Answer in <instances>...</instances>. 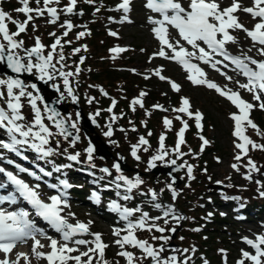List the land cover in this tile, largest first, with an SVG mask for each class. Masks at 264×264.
<instances>
[{"label": "rangeland", "instance_id": "374dc122", "mask_svg": "<svg viewBox=\"0 0 264 264\" xmlns=\"http://www.w3.org/2000/svg\"><path fill=\"white\" fill-rule=\"evenodd\" d=\"M5 1L6 3L10 2L9 4L14 7V10H10V12L6 11L3 6ZM0 2V11L5 12L17 22H24L26 19L24 14L16 11V9L22 7L20 0H0ZM83 2H85V0L82 2L77 0L76 7L80 6V3L82 7H84L85 5ZM121 2L122 0H94V3H88L86 7V10L90 11V15L81 21H74L69 19V13L63 11L68 4V0H60L59 4L51 5L58 9L57 19L54 23L50 22L51 18L46 12L42 16H36L35 13H32L33 19L28 23L26 31L14 37V39L17 41H21L22 38L28 40V37L31 36L30 45L34 47L35 41L38 38L37 34H40L42 35V37H39L41 41L43 37L45 39L49 37L50 41L52 38L54 41L60 38L61 45L71 46L73 53L75 49L79 48L80 51L75 53H82V55L79 56L80 58L86 59L82 57L83 53H86V57H89V65H91L88 71L99 73L100 78H94L93 76L87 75L85 72H81L80 76L83 78V80H81V85L80 80L74 81L76 80L75 75H73L75 76L74 80H72L70 76L69 87L72 89V96H80L78 91L84 92V97L81 95L83 97L82 108L84 109V115L90 120L96 116L100 117L94 119L99 124L97 123L98 125L93 127V129L94 133H96L101 140L98 142L106 144V151L109 154L106 158L111 157V155L114 156L113 154H115L114 163L117 161L120 162L122 159L126 164V161L133 163V156L131 155L132 146L138 144L140 137H144L148 141V144L139 146L137 150V155L143 158V162L132 164L134 165V168H132L134 172L131 171V173L127 175L125 173L121 174L116 172L112 168L113 163L110 161H100L96 159L93 154H91V159H89L87 152L89 144L84 139L82 127L77 122L74 109L71 106L74 101L72 96L68 95V92L65 90L63 78L59 76V71L66 72L67 69L64 70L59 64L55 66L57 70L54 71V75L57 80L58 78L61 79V93L67 96L66 99L63 97V102L64 105H68L71 115L66 117V119L70 126L72 123H76L77 127L72 128L71 131L78 133L81 138L79 143H73L64 139L62 135L57 134L49 138V144L46 147L52 148L55 153L63 152L67 156L78 154L77 161L74 162L80 163V165L87 168L100 170L101 166L107 167L111 171L110 175L112 179L110 183L115 186L120 184V192L122 191L121 189L126 188V185L123 184V181L116 180L118 175H123L128 179L135 180L137 178L135 172H142L138 177L143 182L135 189L137 191H144L147 195H151L150 190L154 191L157 193V199L153 201L147 196L138 204H134L132 207L129 206L128 209L130 210H135L136 208L141 210L140 212L133 211V215L131 216L133 220L131 219L129 221L135 222L138 220L142 212H147L149 217H162L163 212L169 207L173 209L175 215L185 217V219L177 222L173 220L170 215L164 218L168 220L167 224L164 223V219L155 221L157 225L165 228L163 235L169 237L167 243L162 240H153V236H161V233L155 232L154 230L151 232L137 230L135 232L138 239L147 240L154 247L159 248L163 245L164 251L161 253L162 258L175 255L179 261H184L187 257H190L187 264H193L198 255L206 256L207 251H209V261H211V256H213V260H215L213 264H237V261L242 259V251H247L249 254L255 255V250L251 248L245 240L247 239L255 242L257 236H264V215L255 219L250 218L253 222L245 221L241 218L233 219L232 217L235 215L232 212V214L228 213L230 210L228 211L225 209V204H223V202L227 199H235L237 201L253 200L255 202L264 201V196H261V193L264 192V151L250 149L247 156L242 157L239 161L235 159L238 149L235 148L237 139L232 135L234 131V121L231 119V115L237 113L238 110L230 101L220 96L214 89H209L206 85H193L191 81L187 79L188 74L184 71L183 67L174 60L165 59L157 55L161 49V45L154 36L152 29L155 25L150 23L149 17L153 19H161V17L144 6L146 0H132L130 11L127 13V20L123 22L121 21L125 14L122 10H117ZM179 2L183 7L187 8L190 0H179ZM231 2L232 0H217L221 9L230 6ZM239 3L242 8L252 6V0H239ZM29 6L36 8L37 4L29 0ZM39 7H43V0H41ZM76 7L74 11H79ZM97 9H99V11H97ZM86 10L84 11L85 13ZM59 14H64L66 16H64L62 20H58ZM76 15H78V13H76ZM235 15L239 18V22L247 29H252L257 22L243 11H238ZM6 23L8 24L10 34L16 31L14 24L10 21H6ZM67 23L73 25L71 30L66 28L65 25ZM167 28L170 43L176 45L177 42H179V45L184 47L187 51H196L179 37V33L175 28L170 25H168ZM65 31H68L67 36L63 35ZM81 32L86 34L80 39H77L78 34ZM109 32H115L117 35L111 36ZM229 32L235 37V43L229 42L225 45L230 52L240 55L242 58L250 57L258 61L264 60V57L260 56L257 51L260 46H254L253 42L247 37L244 31L229 30ZM0 42H3L2 38H0ZM117 47L124 48L126 51L119 54L113 53L111 50ZM165 52L168 56L172 54L170 49H165ZM43 54L47 55L44 52ZM216 60H220L221 63L216 64L215 68H213L211 64H204L195 58H192L190 62L197 65L205 73L204 78L208 81L215 83L222 90L227 91L230 89L231 91L238 92L242 99L256 105L257 102L253 100L252 94L238 86L240 83H247V79L244 78L238 70L227 65L223 60L213 56V62ZM53 64L55 65L54 60ZM157 69H162L161 75L166 77V80H160L159 77L153 75ZM110 70L114 72L118 71L113 73V78L115 76L119 78L116 77V80L113 81L104 80L105 73ZM145 76H148L149 79H145ZM228 77H231V79L229 80ZM0 79L6 78L0 76ZM168 80L178 84L180 91H172ZM90 89H92L93 92H90ZM15 91L18 92V90ZM0 92H5L6 94V88L0 87ZM25 92L31 93L33 97L37 96L30 90H25ZM141 92L147 93V95L142 98L144 103L143 108L139 105L133 106L131 103L134 99L139 98ZM149 93L155 94L157 98L155 100L148 99L147 96ZM182 97L189 100L191 105L190 110L192 112L199 111L202 113L204 120L202 121L203 130L198 132L193 119H189L182 113H178L182 119L188 122L189 127L184 134L185 144L181 145V152L185 153V155L179 156L178 158L174 151L165 149L167 151L165 157L169 158H164V160L167 159V162H169L174 159L177 164L183 165V168H181L176 175V180L178 182L175 186L178 187L179 190H174L177 195L176 198L173 199V192H171L172 190L168 187V185H170L169 179L164 177L161 179L160 177L157 182L152 180V176L144 173L150 172L148 171V162L153 155L158 154L160 145L159 141L156 142V140L159 139L160 135L163 134L165 140L167 138L175 143L176 132L179 131L182 126L180 121L175 119L177 115H174L173 111L166 113L165 111L154 108V106L159 104L166 110L172 107L178 108ZM77 99L76 97L75 100ZM89 100H91V103H89ZM67 101L71 103H67ZM77 101L79 102V100ZM113 101L116 102L114 107ZM121 101L127 102V111L130 115L133 114L135 116L136 114L139 116V122L136 123L137 125L134 126V120H132L131 117L122 116L123 118H121L118 115L116 110ZM21 102L22 114L26 118L25 122L31 123L34 116L28 102V97H23ZM36 103L37 107L40 108L43 113L44 109L38 100ZM0 107L6 108L3 100H0ZM110 107H112L111 112L107 111ZM133 108H135L134 111ZM171 112L173 113L170 114ZM256 112L263 113L264 117V111L256 106L251 112V119L252 117L254 118ZM97 113L99 114L97 115ZM125 113L120 112L122 115ZM113 117H116V119L113 120ZM164 118L172 120L170 130L165 129L163 125ZM253 120H255L253 122L259 129L264 132V123L261 128L260 125H258L260 122L257 123V119L255 118ZM43 122L45 126L49 127L50 131L53 133L57 132L52 122L46 119V114ZM152 122L157 125V128H153V131L148 129V126ZM133 128L135 131H133ZM192 128H194V133L190 137L192 138L193 145L187 147L186 145L190 144L186 143V135L189 134ZM109 130H111L112 135L106 136L105 133ZM149 132H151V135H148ZM245 134L255 143L264 145V136L257 135L255 130L250 128L246 129ZM91 135L94 136V134ZM201 135L209 141V144L204 147L203 152L200 151L202 141L199 139V136ZM0 140H4L2 135L0 136ZM144 148H147L149 152L144 151ZM174 148L175 145L173 146V149ZM1 150L3 149L0 148V151ZM189 150H191V152H189ZM24 153L32 157L39 155L32 150L29 153L24 151ZM249 158L256 164L259 171L252 172L247 166ZM164 160H157V162L155 161L154 163L156 164ZM234 164L237 166L235 169L232 167ZM188 165L193 166L192 175L194 178L191 180L188 179ZM246 175H250V179H245L244 177ZM75 176L76 178L72 181L71 187L75 186L81 189L84 184L82 183V179L85 177V174L78 175L76 173ZM27 180L29 181L30 179L28 178ZM66 182L68 183V181ZM217 185H220L218 187L219 189L212 187ZM84 186L85 188L87 187L86 190L89 195L88 193L85 194L93 196L91 199L96 201L98 193L94 185L84 184ZM153 186H155V188H152ZM109 189H113L112 186ZM63 190L65 189L62 188L61 192H63ZM39 192L44 198L49 197L51 194L46 193L48 190L44 186H41ZM104 194H106V192H104ZM160 195L164 196L166 199L164 202H159L161 200ZM109 197L105 207L108 208L110 203H115L121 210L124 209L121 207L120 201L116 197ZM187 198L189 199L188 201H186ZM63 199L66 200L68 206L63 209L61 215L67 219L68 223L74 225L80 222L88 225L89 228L90 234L74 237V239L82 238L92 241L94 236L91 234H100L103 243L108 245L103 257V260L107 261V264H127L126 260L117 254L122 250H130L129 252H132L135 257L140 258L134 261V264H152L150 258H143V254L139 249L127 245L124 249H121L115 243L118 237L113 235V230H120L121 237L126 235L127 233L123 231V229L126 228L129 221H127V223L122 222L124 225L120 226L115 221L114 214H112L110 218L103 219L98 215L96 209H91L89 202H77L66 196H64ZM157 203L162 205L161 209L154 207ZM221 204H223L224 207H222ZM235 214H238V212H235ZM251 214L253 215V213ZM229 216H231L230 220H232L231 222L233 225H227L229 223ZM218 222L225 223L220 225ZM172 228L176 229L175 232L170 231ZM195 229H199V231H195ZM172 233L175 234L173 240H171ZM46 237L56 239L59 243L63 242L59 233L53 231L51 234L41 236L42 239L40 238V240L46 241L41 243L44 247L39 248L38 251L47 253L51 250L48 247L50 242L47 241L48 238ZM36 239L38 238L36 237ZM207 240L212 241V245H210L212 248L210 250L208 246H202V243ZM171 242L174 246L168 247L167 244ZM32 243L33 241L28 243V245L26 244L27 246H21L16 254H26L28 257V264H47L45 260H38L32 254ZM69 246L78 247L80 251H86L88 247L93 245L77 246L69 242ZM200 247L201 252L199 253ZM261 247L264 248V245ZM184 249H188V251L184 252ZM78 254V252L72 253V255ZM90 255L92 254L90 253ZM203 257L195 264H204L205 260H208V257ZM10 258L12 261H15L17 255L14 254V256ZM0 259L3 258L0 257ZM19 264H25L23 258L19 260ZM93 264H100V258L98 256L93 257ZM245 264H251V262L245 261Z\"/></svg>", "mask_w": 264, "mask_h": 264}, {"label": "snow or ice", "instance_id": "6c2138e0", "mask_svg": "<svg viewBox=\"0 0 264 264\" xmlns=\"http://www.w3.org/2000/svg\"><path fill=\"white\" fill-rule=\"evenodd\" d=\"M37 7L32 8L29 6V0H20L22 7L16 9L17 12L23 13L26 19L23 23L17 22L16 20L9 17L5 12L0 11V38L3 42H0V62H6L9 69L14 73H38V78L41 80H52L55 77L53 72L56 71L53 60L55 55L59 56L57 63L63 61L65 57L62 52L57 53V48L61 46L60 38H57L55 42L50 46L51 51H48L47 55H43L44 45L40 42L39 38L35 41V46L31 49H25L26 60L24 57L17 55V50L23 49V41H17L14 37L19 36L21 33L26 31L28 23L33 19L32 13L36 16H42L46 12L51 18L50 22L54 23L57 19L58 9L51 5L59 4L60 0H43V7H39L41 0H35ZM132 0H122L118 5L117 10H122L125 14L124 20H127V13L130 11V4ZM77 0H68L67 6L63 9L66 13H73L76 7ZM85 3L92 4L94 0H85ZM153 13L159 14L161 19H153L149 17L150 23L155 25L152 31L155 38L159 41L161 45L160 51L157 53L160 57L165 59L174 60L176 63L181 65L184 71L188 74L187 79L191 81L193 85H206L209 89H214L220 96L225 97L231 104L238 110L237 113L231 115V119L234 121V131L232 135L237 139L235 143V148L238 149V153L235 156L237 161L241 160L242 157L247 156L249 150H260L264 151V145L255 143L252 139L245 134L246 129H253L256 131L257 135L264 136L259 127L250 118L253 109L258 106L260 110L264 111V60L258 61L250 57H244L243 59L232 57L228 55L225 51V45L229 42L235 43V37L230 34L229 30H241L244 31L248 38L253 42V45H259L257 49L258 54L264 57V0H252L251 7H241L239 0H232L230 6L221 9L217 0H190L188 7L185 8L181 5L179 0H146L144 5ZM99 11V9H97ZM238 11H243L249 14L253 20L257 22L254 24L252 29L245 28L240 22L239 18L235 15ZM6 21H10L15 25L16 31L9 33L8 24ZM175 28L179 37L185 41L192 49L196 50L193 52L187 51L184 47L179 45H173L169 41L168 28L167 26ZM66 28L71 30L73 25L67 23ZM86 33L81 32L78 34L77 39L83 37ZM54 35V34H53ZM64 36L68 35V31H65ZM109 35L116 36L117 33L109 32ZM198 42H202L206 45L201 47ZM165 49L171 50V56L166 55ZM87 50V49H85ZM80 49L77 48L75 52H79ZM113 53L119 54L126 49L124 48H113L111 50ZM198 52V55H197ZM213 56H222L224 60L230 61L231 64L235 66L239 72L246 77L247 83L238 84L239 88L244 89L252 94L253 100L257 102L256 105L247 102L241 98L240 93L231 91L230 89L225 91L222 90L215 83L205 79V73L195 64L191 63L192 58L200 60L204 64H211L215 68L216 64H220V60L213 62ZM33 57H35V62H33ZM247 61V62H245ZM81 63H83V58H81ZM252 65L254 67H250ZM61 67H64L61 65ZM77 73H79V67H77ZM162 69H157L153 75L159 77L160 80H166L167 78L161 75ZM72 72L59 71V76L63 78V83L65 90L68 95L72 96V89L69 87V77L72 76ZM149 79L148 76L144 77ZM230 80L231 77H228ZM172 91L179 92L180 87L175 82L168 80ZM0 87L6 88L5 92H0V100L4 101L5 107H0V130H3L7 137L8 142L0 140V148L7 150L8 152L15 153L16 155H21V149L27 148L35 153L39 154L41 158L48 157L53 154V149L46 147L49 144V138L55 135H62L65 138L71 135L65 127L66 120L60 118V114L54 109L45 108L44 112L37 107L36 101L39 100V96L33 97L31 93H26L24 86L18 79H0ZM34 87V86H33ZM15 90H18L15 91ZM106 95V94H105ZM147 93L141 92L139 98L134 99L131 103L133 106L139 105L141 108L144 107L143 97ZM28 97V102L31 106L33 113V121L31 123L25 122V116L22 114V98ZM73 101L76 97L72 96ZM91 103V100H89ZM113 107L115 106V101L112 102ZM154 108L160 111H166L161 105L157 104ZM7 109V110H6ZM190 102L187 98L182 97L180 100V106L178 108H173L172 111L177 113H182L189 119H193L195 122V127L198 132L203 130L202 121L204 116L201 112H192ZM135 108H133V111ZM107 111L111 112L112 107L108 108ZM46 119L52 122V125L57 130L56 133L50 131L49 127L45 126L43 120ZM99 113H97L98 115ZM116 117H113L115 120ZM176 120H179L181 127L179 131L176 132V142L175 148L172 150L177 154V157L185 155L181 152V145L185 144L184 134L187 131L189 125L188 122L177 115ZM163 125L165 129L170 130L172 126V120L164 118ZM72 128H76V123L71 124ZM78 131V129H77ZM133 131L135 129L133 128ZM106 136H111L112 132L109 130L105 133ZM151 135V132L148 133ZM78 139V137H74ZM202 141L200 151L203 152L204 147L209 144V141L205 139L202 135L199 136ZM165 136L163 134L159 137V151L157 155H153L148 162V167H155V161L164 160L167 155L165 150ZM148 141L144 137L139 138L137 145L132 146L131 155L139 160L140 157L137 155V150L141 145H147ZM93 149L89 147L87 149L89 159H91V153ZM144 151H148L144 148ZM191 152V150H189ZM77 155H69L67 158L71 161H77ZM12 163V161H9ZM172 164L176 161L172 160ZM247 166L252 172L259 171L256 164L249 158L247 161ZM183 167V165H181ZM232 167L235 169L237 166L234 164ZM116 171L119 172V165H115ZM55 171H60L59 168L54 169ZM27 169L19 168V172H26ZM102 171L107 172V169H102ZM44 176H50L51 173L45 172L41 169ZM0 173H3L7 177V182L14 186L15 193L18 194L19 198L27 202L34 210L35 214L41 217L43 220L47 221L52 228L61 234L62 241L58 243L56 239L48 238L50 243L48 247L51 249L49 252L44 253L38 251L39 248H43L44 245L36 239L37 234L40 236H45V234L34 226V223L28 219L29 213L25 210L18 211H4L0 210V253L3 254V259H0V264H19L21 258L24 259L25 264H28V257L26 254L18 253L17 259L15 261L9 260V254L13 249L22 243H26L28 240H32L31 251L32 254L39 260L43 259L47 264H93V257L98 256L100 258V264H107V261L103 260L105 249L108 247L107 244L103 243L101 235L91 234L94 236L92 241H88L82 238H76L78 236H83L89 233L88 225L84 223L77 222L76 224L68 223L67 219L61 215V212L65 207H67L66 200L62 199L65 196L64 192H60L59 195H52L49 197V202H44L41 199V194L39 192V184L30 186L25 181L19 179L16 175L11 172H6L4 168H0ZM193 166H187L188 179H193ZM28 175L34 176L36 180H40V176H36L32 172H28ZM245 179H250V175H246ZM116 180L123 181L126 185L125 192H131L133 189L138 188L142 184V180L137 177L135 180L128 179L123 175H118ZM259 183V182H257ZM63 188L66 190L71 187L66 181H61ZM117 184V187H120ZM5 184L0 183V189H3ZM49 187H54L49 185ZM171 189V185H168ZM151 198L153 201L157 199V193L151 191ZM9 194L7 196H0V205L5 202L9 204H15L17 202V195ZM173 199L176 198L177 193L173 191ZM264 196V192L261 193ZM123 199L128 200L130 197L128 195L123 196ZM110 207L120 213V218L125 221H129V217L133 215V211L140 212L139 208L135 210H130L124 208L121 210L117 204H112ZM155 208L161 209L162 205L157 203L154 205ZM172 216L173 220L179 222L185 219L183 216H177L173 213L171 207L167 208L163 212L162 217H149L147 212H142L141 216L135 222L129 221L126 228V235L120 236V230H113V235L117 236L118 239L115 243L124 249L125 246H130L135 249H139L143 254L144 259H149L152 264H187V257L184 261H179L177 256L172 255L167 258H162L161 253L164 251L163 245L159 248L154 247L147 240L138 239L135 235L137 230L141 231H155L161 233V236H153V240H162L165 243L169 240L168 236H164L165 228L160 227L155 223L158 219H164L165 217ZM164 223L167 224L168 220L164 219ZM170 231L175 232V228L170 229ZM199 231V229H195ZM69 242L77 246H88L86 251H80L78 247L69 246ZM245 242L255 250V255L249 254L247 251H242V259L237 261V264H245V261H250L251 264H264V236H257L256 241L245 240ZM187 252L188 249H184ZM194 251V249H193ZM223 251V250H221ZM78 252V255H72V253ZM90 253L92 255H90ZM120 257H123L127 264H134V261L140 259L135 257L132 252L127 250H122L117 253ZM86 258V259H84ZM204 264H207L205 260Z\"/></svg>", "mask_w": 264, "mask_h": 264}, {"label": "trees", "instance_id": "16d2710c", "mask_svg": "<svg viewBox=\"0 0 264 264\" xmlns=\"http://www.w3.org/2000/svg\"><path fill=\"white\" fill-rule=\"evenodd\" d=\"M35 2V0H32ZM83 0H80V2H82ZM2 2V1H1ZM0 2V4H1ZM8 2V1H7ZM10 2L6 3V1L3 3V6H4V9L8 12H10V10H14V7L11 6L9 4ZM36 3V2H35ZM83 5L84 7H82L81 3H80V6H77L76 8L80 11H73V13L71 14H68V17L69 19H72L74 21H81L83 20L84 18H87L89 15H90V11H87L86 10V7L88 6V3H85L83 2ZM86 10V13L84 12ZM76 13H78V15H76ZM66 16L64 14H59V17H58V20H62L63 17ZM33 35V33H32ZM31 37V36H30ZM30 37H28V40H24V38L21 39V41H23V44L26 46V47H33L32 45H30ZM37 37H42V35L40 34H37ZM40 42L42 43V45H44V53H48V51H51V45L55 42L52 38V40L50 41V38L49 37H46V39L43 37L42 38V41L41 39H39ZM62 46V45H61ZM72 47L71 46H65L63 45L62 47H58L57 48V53H61L63 54V56L65 57V59L63 61H60L59 63H57L56 61L59 59V56L54 54L55 55V66H57V64L59 65H63L64 67V70H66V72H72L73 75L76 76V80L75 79V76H71L72 80H74L75 82L77 80H83V78L80 76V73H87V75L89 76H93L94 78H100L99 77V73H93V71H88V68H90L91 65H89V57H86L87 54L86 53H83V56L82 57H85L86 59H83V63H81V58L79 56L82 55V53L80 54H77V53H73L72 52ZM97 61V60H96ZM77 67H79V74L77 73ZM57 70V69H56ZM104 72V71H103ZM102 72V73H103ZM118 71H109V72H106L105 73V76H104V80H107V81H113V80H116L115 78L118 77V76H114L113 73H116ZM79 79H78V78ZM119 78V77H118ZM117 78V79H118ZM61 79L58 78V81L60 82ZM81 85H82V81H81ZM90 92L93 90L90 89L89 90ZM79 95L80 96H76L79 100V103L81 104L82 106V92L81 91H78ZM82 95V96H81ZM98 98V97H97ZM148 99H151V100H155L157 98V96H155V94H152V93H149V95L147 96ZM119 107L117 108L116 112H118V115L123 118L122 116L124 117H128L133 121V124L134 126L137 125L136 123L139 122V116H137L135 114V116L132 114L130 115L127 111V102L125 101H121L119 103ZM175 108V107H172L170 108L169 110H166L165 112L166 113H169L170 111H172V109ZM120 112H126L124 115L120 114ZM174 112V111H173ZM173 112H171L170 114H172ZM174 115H178L177 112H174L173 113ZM100 117L96 116V117H93V119H98ZM254 118L257 119V123H259L258 125H260V127L262 128V125L264 123V117H263V113L261 112H256V114L254 115ZM252 117V120L254 119ZM255 121V120H253ZM157 125L156 124H153L150 123V125L148 126V129L153 131L154 129L153 128H157L156 127ZM172 131V130H171ZM194 133V128H192L190 131H189V134L186 135V143L190 144V145H186L187 147H190L193 145L192 143V138L190 137L192 134ZM2 134V130H1V133ZM5 135V134H4ZM6 136V135H5ZM159 139L156 140V142H158ZM164 145H165V149L169 150V151H172L173 149V146L175 145V143L170 140V139H167L164 141ZM23 150L25 151H30V149H27V148H22ZM67 155H65V153H53L52 155L48 156V157H45V158H41L39 155L38 157H36V159L38 160H41L42 163L48 167L51 172H52V177L54 179H58L59 177H66L68 180H73L76 178V173L79 175V174H85V177L82 179V183L84 184H87V185H94V187L96 188V190L101 194V196L99 197V201L98 203L96 204V208L95 207H91L92 209H98V214L102 217H107L109 216V214L104 210L102 211L101 210V207H105V204L106 202L109 200V196H114L116 197L120 202H121V207L123 208H128L129 206L132 207L134 204H138L139 202H141L142 200H144V197H147L149 196L150 200H152L151 198V195H147L144 191H137L136 189H133L131 192H125V189H121L122 191L120 192L119 191V187L115 186V185H112L110 182H111V179L112 177L107 175L106 173H104L103 171L101 170H94V169H91V168H87L85 166H82L80 165V163H75L74 161L72 162L71 160L67 159ZM29 159L31 161H35L34 158H31L29 157ZM174 160V159H173ZM56 168H59L60 171H55L54 169ZM87 177V178H86ZM84 184L82 185L83 187L80 189V188H77L75 186H72V187H69L65 193L72 199V200H76V201H86L85 199V195L88 193L87 192V187L85 188ZM112 186L113 189H109L110 187ZM156 191V190H155ZM104 192H106V194H104ZM86 193V194H85ZM89 194V193H88ZM125 195H128L130 197V199L128 200H125L123 199V196ZM161 196V200L159 202H163V200H166L164 198V196L160 195ZM189 199L187 198L186 201H188ZM103 203V204H102ZM223 204H225V209H227L228 211L230 210V212H228L229 214L232 212L234 215H237L239 217H241L242 220H245V221H252L250 218H259L261 215H264V201H253V200H250V201H247V200H242V201H237L235 199H227L225 202H223ZM223 204H221L222 207ZM127 205V206H126ZM236 205V206H235ZM235 212H238V214H235ZM231 213V214H232ZM253 213V215L251 214ZM233 216V215H232ZM249 216V217H248ZM230 217L229 216V220H228V224L227 225H233V223L231 222L232 220H230ZM238 217V218H239ZM233 219H238L236 217H232ZM132 219L133 220V217H129V220ZM220 225L225 223V222H218ZM119 224V223H117ZM229 232V231H228ZM212 241H204L202 243V246H208L209 247V250L212 248ZM201 249V247L199 248V250ZM130 251V250H129ZM201 252V250L199 251V253ZM204 252V251H203ZM208 252L206 253V256L204 255H198L195 259V261L193 262V264H195L198 260H200L203 256L206 258L208 257ZM203 257V258H204ZM211 261H209V257H208V260H207V264H213L215 260H213V256H211Z\"/></svg>", "mask_w": 264, "mask_h": 264}, {"label": "water", "instance_id": "95a60500", "mask_svg": "<svg viewBox=\"0 0 264 264\" xmlns=\"http://www.w3.org/2000/svg\"><path fill=\"white\" fill-rule=\"evenodd\" d=\"M25 49L26 48L23 47V49L21 50L24 51ZM33 58L35 59V57ZM0 75L6 76L9 79H18L21 81L24 87H25V82L30 81L32 83V88L37 91L38 96H39V102L42 105V107H44V109L45 108L54 109L60 114V118H64V119L65 117L63 115H67V116L70 115V110L68 109V105H64V102H63L64 98L59 93L57 85H54V88L51 86V80L36 81V80H33V78L31 77V73H27V72L14 73L11 71V69L8 68L6 62H0ZM71 106L73 107L76 113L78 123L81 125L83 133L87 134V130L93 133L94 132L93 127L97 126V123L88 119L83 114L82 108L77 102L71 104ZM65 127L67 128L68 132L71 133V135L68 136L67 138H65L64 136L63 137L65 139L71 140L72 142L78 143L80 141V137L78 136V133L71 131L72 127L68 124L67 120H66ZM74 137H78V139H75L74 141ZM88 139H89L88 141L90 143V147L93 149L92 154L95 155L97 159L105 161L106 160L105 155L107 154L106 144H102V143L99 144L98 136H96L94 139L92 138H88ZM116 165H119L120 172L122 173H125L130 170V168L126 165L123 159L119 162V164H116ZM114 168H115V165H114ZM181 168L182 167L177 166L176 164H168L162 167L155 166L151 168L150 173L154 177L160 176L162 174H166L172 179L173 184L171 188L174 189V188H177L175 184H177L178 182L176 180L175 174L178 171H180ZM102 169H107V168L103 167ZM106 173L109 174L110 172L107 170ZM219 186L220 185L212 186V187L218 188ZM174 238H175V234L171 236V240H173ZM168 247H173V244L170 243Z\"/></svg>", "mask_w": 264, "mask_h": 264}, {"label": "flooded vegetation", "instance_id": "af4514ba", "mask_svg": "<svg viewBox=\"0 0 264 264\" xmlns=\"http://www.w3.org/2000/svg\"><path fill=\"white\" fill-rule=\"evenodd\" d=\"M20 51V50H19ZM21 54V55H20ZM17 55H20V56H23V57H25L26 56V54H24V53H19L18 52V50H17ZM33 62H35V60H33ZM54 73L55 72H53V76L55 77V75H54ZM32 75H33V78L35 79V80H40V81H43V80H41V79H39L38 78V76H39V74L38 73H35V71H33V73H32ZM46 79V78H45ZM57 78L55 77L54 78V81H53V83L54 82H56L55 80H56ZM27 85H26V88H31V84L29 83V82H27L26 83ZM148 152V151H147ZM146 152V153H147ZM148 154V153H147ZM114 156H112L111 155V157H109L108 158V161H110V162H112V163H114V160H115V154H113ZM109 156V155H108ZM130 156V155H129ZM127 157V156H126ZM132 157V156H131ZM133 159V163H130L129 161H126L127 162V164L131 167V168H134V165H132V164H137L138 162H143V158H140L139 160H137V159H135L134 157H132ZM110 159H112V160H110ZM132 162V161H131ZM167 163V159H165L164 161H161L160 163H158V164H166ZM145 164H146V161H145ZM132 171V170H131ZM131 171H129L127 174H129V173H131ZM132 172H134V171H132ZM136 174V173H135ZM162 177H164V178H166V179H169L168 177H166V176H161V179H163ZM155 181H157L158 182V180H155ZM169 182H170V179L168 180ZM201 182V181H200ZM157 186H158V184H157Z\"/></svg>", "mask_w": 264, "mask_h": 264}, {"label": "bare ground", "instance_id": "6f19581e", "mask_svg": "<svg viewBox=\"0 0 264 264\" xmlns=\"http://www.w3.org/2000/svg\"><path fill=\"white\" fill-rule=\"evenodd\" d=\"M40 238H41V237H39V241H40V243H43V242H45V241H46V240H45V241H43V240H40ZM41 239H42V238H41ZM44 239H45V238H44ZM47 241H49V242H50V240H49V239H47ZM58 243H59V242H58ZM24 245H26V244H25V243H23L22 245H19V244H18V246H24ZM27 245H28V244H27ZM27 245H26V246H27ZM18 249H19V248H18ZM18 249H17V248L13 249V251H12V252L9 254V259H10V257H13V256H14V254H15V255H17L16 253L18 252V251H17Z\"/></svg>", "mask_w": 264, "mask_h": 264}]
</instances>
